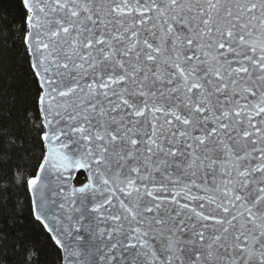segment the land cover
Segmentation results:
<instances>
[{
	"label": "snow or ice",
	"instance_id": "snow-or-ice-1",
	"mask_svg": "<svg viewBox=\"0 0 264 264\" xmlns=\"http://www.w3.org/2000/svg\"><path fill=\"white\" fill-rule=\"evenodd\" d=\"M0 264H264V0H0Z\"/></svg>",
	"mask_w": 264,
	"mask_h": 264
}]
</instances>
